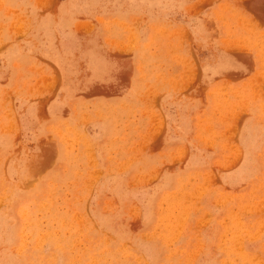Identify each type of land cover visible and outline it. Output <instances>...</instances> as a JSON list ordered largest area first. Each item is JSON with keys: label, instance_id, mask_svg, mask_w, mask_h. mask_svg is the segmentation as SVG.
Masks as SVG:
<instances>
[{"label": "rangeland", "instance_id": "obj_1", "mask_svg": "<svg viewBox=\"0 0 264 264\" xmlns=\"http://www.w3.org/2000/svg\"><path fill=\"white\" fill-rule=\"evenodd\" d=\"M0 264H264V0H0Z\"/></svg>", "mask_w": 264, "mask_h": 264}, {"label": "bare ground", "instance_id": "obj_2", "mask_svg": "<svg viewBox=\"0 0 264 264\" xmlns=\"http://www.w3.org/2000/svg\"><path fill=\"white\" fill-rule=\"evenodd\" d=\"M251 22V21H250Z\"/></svg>", "mask_w": 264, "mask_h": 264}]
</instances>
